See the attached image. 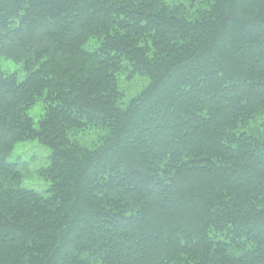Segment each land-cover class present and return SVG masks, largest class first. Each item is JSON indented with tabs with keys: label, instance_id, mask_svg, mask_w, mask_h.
<instances>
[{
	"label": "trees",
	"instance_id": "obj_1",
	"mask_svg": "<svg viewBox=\"0 0 264 264\" xmlns=\"http://www.w3.org/2000/svg\"><path fill=\"white\" fill-rule=\"evenodd\" d=\"M0 264H264V0H0Z\"/></svg>",
	"mask_w": 264,
	"mask_h": 264
},
{
	"label": "rangeland",
	"instance_id": "obj_2",
	"mask_svg": "<svg viewBox=\"0 0 264 264\" xmlns=\"http://www.w3.org/2000/svg\"><path fill=\"white\" fill-rule=\"evenodd\" d=\"M10 66L12 67V65ZM42 113L41 108L37 107L31 112V115L35 121H38ZM49 155L50 151L35 141L23 142L17 145L16 150L10 156L9 161L14 163L19 162L22 167L24 165V187L35 189L40 193L46 192L49 187V182L45 181L38 175V170L48 164Z\"/></svg>",
	"mask_w": 264,
	"mask_h": 264
},
{
	"label": "bare ground",
	"instance_id": "obj_3",
	"mask_svg": "<svg viewBox=\"0 0 264 264\" xmlns=\"http://www.w3.org/2000/svg\"><path fill=\"white\" fill-rule=\"evenodd\" d=\"M106 219V218H105Z\"/></svg>",
	"mask_w": 264,
	"mask_h": 264
}]
</instances>
